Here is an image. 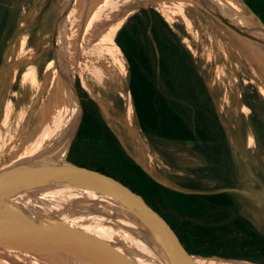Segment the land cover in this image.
I'll use <instances>...</instances> for the list:
<instances>
[{"label":"rangeland","instance_id":"374dc122","mask_svg":"<svg viewBox=\"0 0 264 264\" xmlns=\"http://www.w3.org/2000/svg\"><path fill=\"white\" fill-rule=\"evenodd\" d=\"M62 1L0 0V4L57 14L76 9L82 0L74 4L73 0H65L61 7ZM220 1L245 14L234 7L235 0ZM141 8H154L166 20L156 0H122L87 31L70 25L63 34L59 32L63 16L39 17L0 7V264H81L88 254L94 264H151V247L159 251L164 264H184L170 239L164 240L153 215L147 216L149 208L133 197L123 196L119 200L135 201L123 204L139 222L144 252L135 241L126 239L110 249H93L89 237H82L78 227L64 218V212L50 210L47 202L22 207L4 200L15 195L45 199L54 194H86L77 184L87 183L75 177L64 182L31 180L33 185L29 186L9 182V167L31 147L33 139V150L41 144L38 135L50 119H59L60 112L66 116V135L70 117L66 96L73 97L78 110L74 91L77 80L99 104L125 149L158 182L181 191L186 173L203 166L202 158L185 144L159 141L160 150L176 166L171 167L139 128L129 90V65L115 37L127 19ZM87 12L91 17L96 10L90 7ZM190 13L191 27L180 20L166 21L193 56L233 149L243 188L233 192L238 196L241 212L264 228V145L255 128L257 120L264 123V66L245 49L244 43L225 38L204 19ZM30 66L36 69L33 82L23 80ZM129 102L133 108L131 123L126 114ZM72 166L78 171L77 166ZM53 184L75 187L69 192L54 191ZM202 184L214 187L211 180Z\"/></svg>","mask_w":264,"mask_h":264},{"label":"trees","instance_id":"16d2710c","mask_svg":"<svg viewBox=\"0 0 264 264\" xmlns=\"http://www.w3.org/2000/svg\"><path fill=\"white\" fill-rule=\"evenodd\" d=\"M239 1L264 23V0ZM115 43L129 65L134 112L150 146L176 168L158 142L185 144L202 158L203 166L186 173L181 191L158 182L125 149L99 104L77 80L75 91L83 107L80 125L72 139L79 118L73 100L67 136L63 133L66 116L59 113L52 160L44 180L64 182L75 177L89 186L124 187L108 178L77 171L72 165L114 178L144 193L190 254L264 264V228L241 212L238 196L233 192L243 189L234 152L190 51L154 8H141L131 15L117 32ZM96 48L101 50L97 45ZM133 108L129 102L126 114L130 123ZM255 123L264 145V123ZM208 180L214 182V187L203 186ZM52 196L88 220L101 248L126 239L135 241L144 252L139 222L123 204H135L132 199L120 201L110 194ZM147 216L152 218L150 211ZM150 249L152 260L162 259L157 249Z\"/></svg>","mask_w":264,"mask_h":264},{"label":"bare ground","instance_id":"6f19581e","mask_svg":"<svg viewBox=\"0 0 264 264\" xmlns=\"http://www.w3.org/2000/svg\"><path fill=\"white\" fill-rule=\"evenodd\" d=\"M120 1L86 0L85 3L77 11L68 15L69 17L63 16V20L59 26L60 28L59 32H62L64 34L65 30L70 25L75 26L78 29L87 31L88 29L92 27V25L95 22L98 21V19L102 16L104 12H106L108 9L118 4ZM156 1H158L160 10L163 13V15L166 17V20L172 23L178 22L180 20L188 27L192 26L190 18H189L190 11L187 10L184 6H182L177 0H156ZM75 2H77V0H73L72 4H74ZM64 3H65V0L62 1L61 7L64 6ZM235 5L236 6L234 7L236 9H241L245 13V15L247 16L249 15L248 12L245 11L243 5L240 2L235 0ZM90 7H94V9L96 10V12L93 13L91 17L88 16V14L90 15V12H87V10ZM97 34H99V32L95 33V35ZM245 49L248 50V52L252 55V57L257 62L261 63L264 66V59L259 54L254 52L247 45H245ZM50 65H52V63H50ZM35 79H36V69L30 66L26 70V72L23 74V80L28 81V82H33L35 81ZM66 98H67V102L70 107V117H69V125H70V118H71L72 109H73V99L70 94H67ZM5 110L6 109H4V112ZM7 116H8V111H7ZM58 126H59V119H57L56 122L53 119H50V122L48 124H45V128H43L41 133L38 135L39 142L41 144L38 145L35 150H33V142H34V139H33L31 143V147L28 150H26L21 156H19V158L16 160V163L14 165L9 167L11 178L23 179V180H28V181L44 180L46 172L49 167V163L52 160V154H53L54 144H55V140L57 136ZM66 136H67V133H66ZM63 145L61 146V152H62ZM39 146L40 148H38ZM60 156H61V153H60ZM4 200L6 202L15 203L22 207H25L27 203L35 206L39 203L47 202L49 205H51L50 210L54 209V210H59V211L64 212V218L67 220H71L78 227L82 237H89V239L92 242L93 249L101 248L97 243V234L94 228L92 227V225L88 222V220L81 213H79L76 209L69 206L65 202L55 198L54 196H50V197H46L45 199H42V198H37V197H29L25 195H15V196L4 197ZM65 207H67V209H65ZM160 260L161 259H157V260H153L152 262L154 261L161 262ZM194 260L197 264H252L250 262H246L243 260L223 259L219 257L203 258V257L196 256ZM81 264H94V261L92 260V257L88 254V255L83 256Z\"/></svg>","mask_w":264,"mask_h":264},{"label":"water","instance_id":"95a60500","mask_svg":"<svg viewBox=\"0 0 264 264\" xmlns=\"http://www.w3.org/2000/svg\"><path fill=\"white\" fill-rule=\"evenodd\" d=\"M86 0H82L80 5L73 10L65 11L62 13L57 14H44L41 12H34L29 9L21 8V7H15L10 5H4L0 4V7L7 10H15V11H21L27 14L31 15H37L39 17H47V18H53V17H62L72 14L73 12L77 11ZM182 6H184L187 10H189L192 14L195 16L201 17L204 19L210 26H212L218 33H220L225 38L244 43L249 48H251L254 52L259 54L264 59V23L255 16L250 10L248 11V16L245 14L237 13L233 9H231L229 6H227L225 3H223L220 0H177ZM241 2V1H240ZM253 16L254 18L251 19L249 17ZM75 91V89H74ZM77 102H78V108H79V118L77 120V124L75 127V130L72 135V139L75 137L77 130L80 125V121L83 114V107L80 98L77 96ZM86 171L87 173L93 174L99 178L104 177L108 178L111 183H119L122 184L123 188H109L108 187H100L97 189L91 188L88 184H77L79 188H83L84 192L87 194H110L118 199L123 196L127 197H133L139 202L146 205L151 214L153 215L157 226L161 232V234L164 237V240L167 241L170 239V241L173 243L175 249L177 252H179L180 257L183 259L184 264H197L194 260L196 256L203 257V258H210V257H217V256H201V255H193L190 254L184 246L179 241L177 235L172 230L170 225L167 223V221L163 218V216L159 213L156 205L141 191L136 189L135 187L131 185H127L123 182H120L114 178L107 177L103 174L94 173L85 169L78 168V171ZM14 179V180H12ZM9 182L12 184H22L25 186L33 185L32 182L28 180L23 179H15L12 178ZM44 181V180H43ZM50 181V180H48ZM6 182V181H4ZM52 190L54 191H70V188L75 187L73 184L71 186H57L53 184ZM222 258V257H219ZM226 259V258H223ZM232 260H241V259H232ZM246 262H250L247 260H243ZM252 264H258L253 263Z\"/></svg>","mask_w":264,"mask_h":264},{"label":"flooded vegetation","instance_id":"af4514ba","mask_svg":"<svg viewBox=\"0 0 264 264\" xmlns=\"http://www.w3.org/2000/svg\"><path fill=\"white\" fill-rule=\"evenodd\" d=\"M66 17H67V16H66ZM66 17H65V19H66ZM68 17H69V16H68ZM64 21H65V20H64ZM63 23H64V22H63ZM63 23H62V24H63ZM61 28H62V27H61ZM178 254H179V252H178ZM179 255H180V254H179Z\"/></svg>","mask_w":264,"mask_h":264}]
</instances>
